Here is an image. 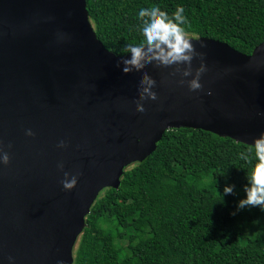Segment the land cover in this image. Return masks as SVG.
<instances>
[{
  "label": "water",
  "instance_id": "95a60500",
  "mask_svg": "<svg viewBox=\"0 0 264 264\" xmlns=\"http://www.w3.org/2000/svg\"><path fill=\"white\" fill-rule=\"evenodd\" d=\"M191 39L192 75L202 62L207 69L202 87L189 91L184 64L145 63L156 99L140 101L142 69L121 70L85 0H0V147L10 156L0 164V264L8 256L72 264L99 192L117 188L125 166L151 154L166 130L204 129L250 145L264 129V40L244 54ZM65 173L77 177L70 190Z\"/></svg>",
  "mask_w": 264,
  "mask_h": 264
},
{
  "label": "trees",
  "instance_id": "16d2710c",
  "mask_svg": "<svg viewBox=\"0 0 264 264\" xmlns=\"http://www.w3.org/2000/svg\"><path fill=\"white\" fill-rule=\"evenodd\" d=\"M153 2L170 16L183 7L190 37L244 54L264 40V0H85L96 36L119 56L141 35L136 6ZM248 148L204 129L166 130L151 154L125 166L117 188L99 192L72 264H264V211L237 209Z\"/></svg>",
  "mask_w": 264,
  "mask_h": 264
},
{
  "label": "clouds",
  "instance_id": "9594fccd",
  "mask_svg": "<svg viewBox=\"0 0 264 264\" xmlns=\"http://www.w3.org/2000/svg\"><path fill=\"white\" fill-rule=\"evenodd\" d=\"M183 12V7H178L170 16L154 2L147 5L138 4L135 8V17L141 35L138 39L125 42V54L121 55L119 65L121 70H128L129 66L142 69L143 64L156 62L162 66L184 64L186 67L182 75L185 77L192 75L191 61L196 54V48L183 26L185 23ZM206 70L202 62L195 75L186 82L189 91L199 90L202 87L200 77ZM138 83L142 86L139 90L140 101L156 99V92L153 91L156 82L146 71H143V75L138 78ZM181 83L185 82L181 81ZM136 110L143 112L145 110L143 103L138 101ZM25 134L34 135L31 129H25ZM65 146V140L58 141L57 147ZM242 157L249 162L250 167L246 173L245 196L238 201L237 209L259 206L261 211H264V129L253 136L248 152L242 154ZM9 159V153L0 147V164L7 165ZM57 167L62 168V162H59ZM64 175L66 178L61 180L62 188L70 190L76 185L77 177L75 175L68 177V173ZM233 189L234 185L226 183L223 186V193H232ZM231 214L235 215V212ZM7 259L9 264H14L12 256H8ZM57 264H61V261H57Z\"/></svg>",
  "mask_w": 264,
  "mask_h": 264
}]
</instances>
